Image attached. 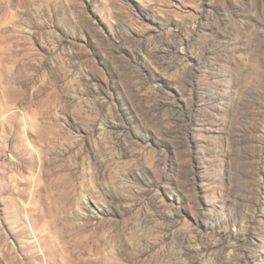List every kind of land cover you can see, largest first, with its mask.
<instances>
[{
  "label": "rangeland",
  "instance_id": "374dc122",
  "mask_svg": "<svg viewBox=\"0 0 264 264\" xmlns=\"http://www.w3.org/2000/svg\"><path fill=\"white\" fill-rule=\"evenodd\" d=\"M0 133V264H264V0H0Z\"/></svg>",
  "mask_w": 264,
  "mask_h": 264
},
{
  "label": "bare ground",
  "instance_id": "6f19581e",
  "mask_svg": "<svg viewBox=\"0 0 264 264\" xmlns=\"http://www.w3.org/2000/svg\"><path fill=\"white\" fill-rule=\"evenodd\" d=\"M11 117V116H10ZM10 117H8V118H10ZM7 118V117H6ZM13 118V117H12ZM11 120V119H10ZM5 121V120H4ZM8 121V120H7ZM12 121V120H11ZM9 122V121H8ZM5 123V122H4ZM7 123V122H6ZM14 123V122H13ZM10 124V123H9ZM3 125V124H2ZM10 126H13V124L11 125L10 124ZM10 126H8V127H10ZM3 130H5V129H3ZM1 134V133H0ZM5 135H7V134H4L3 135V137H2V141H4L5 142V138H4V136ZM8 137H9V135H7ZM6 136V137H7ZM10 138V137H9ZM8 138V139H9ZM11 139H13V140H15V134H11ZM19 139V138H18ZM12 140V141H13ZM17 140V139H16ZM9 141V140H8ZM7 142V141H6ZM1 143V142H0ZM4 144V143H3ZM12 147V146H11ZM17 148V147H16ZM16 148H15V151H16ZM2 149H4V146H2ZM12 149V148H11ZM14 149V148H13ZM19 151V150H18ZM3 152V151H2ZM3 154V153H2ZM1 154V155H2ZM17 155V154H16ZM35 157V156H34ZM2 158H5V157H2ZM14 158H16L15 156H14ZM36 158V157H35ZM35 158H31V160H28V161H23V160H21V161H19L17 158V160H18V162H16L17 163V165L18 166H20V167H23V168H27V167H29V168H35V166L38 164V165H40V167H41V171H40V173H41V176L45 179V181L46 182H48L52 177H51V175L50 174H48L47 173V171H45V169L48 167V166H50L52 163H54V161H51V160H48V159H42L41 158V155H40V158L41 159H39V160H34ZM44 158V157H43ZM3 160V159H2ZM14 163H15V161H14ZM13 163V164H14ZM16 163H15V165H16ZM37 163V164H36ZM4 165V164H3ZM2 165V166H3ZM37 165V166H38ZM5 166V165H4ZM4 168V167H3ZM7 168V167H6ZM8 169V168H7ZM10 169V168H9ZM14 169H15V167H14ZM13 171V170H12ZM39 173V172H38ZM11 175H13V174H10V176ZM39 175V174H38ZM14 176V175H13ZM13 176H11V178L13 177ZM24 177V176H23ZM41 177V178H42ZM28 178H29V176H28ZM30 178H33V177H30ZM37 178V177H36ZM13 179V178H12ZM11 179V180H12ZM14 179H16L15 178V176H14ZM33 179H35V178H33ZM3 180V179H2ZM25 180V179H24ZM40 180V179H39ZM1 181V180H0ZM26 181V180H25ZM28 181V180H27ZM32 181V180H31ZM1 183V182H0ZM19 183V182H18ZM17 183V181H16V184H18ZM36 183V182H35ZM6 184V183H5ZM15 184V183H14ZM8 185H9V183H8ZM42 185H44L45 186V184H42V183H40L39 182V184L38 185H36L35 187H33V188H31V187H27L26 185V191L22 194V196L23 197H28V198H30V203L28 204V206L25 208L26 209V212H28L29 214H30V216L31 215H33L34 213H36L37 211H39L41 214H42V216H45V217H48V216H52L53 218V220L55 219L56 220V222H58L57 221V219H58V217H60L59 216V214L63 211V209H65V205H61L60 203H56L55 201H53V200H51L50 199V197H49V193H47V195H46V192H45V194L43 193V190L44 189H46V191L48 190V187L50 188V186L48 185V183H46V188L45 187H43L42 188ZM55 185V184H54ZM24 185H23V187H25ZM0 187H2V186H0ZM18 187H20V186H18ZM22 186H21V189L23 188ZM4 188V187H3ZM3 188H2V190H3ZM8 188V187H7ZM31 188V189H30ZM1 189V188H0ZM20 189V188H19ZM28 189H30V190H28ZM1 190V191H2ZM10 190H11V188H10ZM24 190V189H23ZM8 192V191H7ZM6 192V193H7ZM1 193H3V192H1ZM5 193V194H6ZM13 193V192H12ZM52 193V192H51ZM57 193V192H56ZM59 193H60V191H59ZM59 193H57V194H59ZM62 193H64V191L62 192ZM66 193V192H65ZM4 194V195H5ZM61 194V193H60ZM68 194V193H67ZM14 195V194H13ZM53 195V194H52ZM3 196V195H2ZM65 196H66V194H65ZM14 197V196H13ZM15 197H16V195H15ZM14 197V198H15ZM20 197V196H19ZM68 197V196H67ZM17 198V197H16ZM56 198V197H55ZM63 198V194L62 195H60L57 199H62ZM27 199V198H26ZM56 199V200H57ZM18 201V200H17ZM29 201V200H28ZM14 202V201H13ZM58 202V201H57ZM68 203V202H67ZM16 204V203H15ZM13 206H15L14 205V203L12 204ZM68 206V205H67ZM11 207V206H10ZM17 207V206H16ZM18 208V207H17ZM16 208V209H17ZM13 209V208H12ZM16 209H14V210H16ZM17 211V210H16ZM5 212V211H4ZM39 212H38V214H39ZM11 213H13V212H11ZM15 213V212H14ZM16 213H18V212H16ZM19 214V213H18ZM37 214V213H36ZM14 215V214H13ZM17 216H19V215H17ZM15 217V216H14ZM34 217H36V216H34ZM36 219V218H35ZM39 219V218H38ZM60 219V218H59ZM31 220V219H30ZM33 221V220H32ZM48 221V220H47ZM49 223H50V221H48ZM56 222H54L52 225H53V227H56L57 226V224H56ZM48 223V224H49ZM51 223H52V220H51ZM36 225V224H35ZM51 225V226H52ZM85 225V224H84ZM51 226H49V228L51 227ZM66 226V225H65ZM88 226V225H87ZM46 227H47V224H46ZM43 228V229H47V228ZM58 227V226H57ZM84 227V226H83ZM42 229V230H43ZM52 229V228H51ZM82 230H84V229H82ZM85 230H86V228H85ZM51 231V230H50ZM66 232V231H65ZM47 233H49V232H47ZM56 234H57V232H55ZM70 233H72V232H70ZM76 233V232H75ZM74 233V234H75ZM45 234V233H44ZM55 235V234H54ZM5 236V235H4ZM82 236V235H81ZM91 236H92V234H91ZM95 236V235H94ZM93 236V237H94ZM51 237H52V235H51ZM55 237V236H54ZM65 237H70V235L69 234H67V235H65ZM48 238V237H47ZM71 239V238H70ZM74 240V239H73ZM84 240V239H83ZM86 241H88V244L92 241V237H88V239L86 240ZM83 243H84V241H83ZM74 245V244H73ZM73 245L72 244H69V246L68 247H73ZM83 245H85V244H83ZM86 246V248H83V249H81L80 251H79V261H80V264H111V263H104L103 261H102V258L100 257V256H97V257H95V258H92V257H90L92 254H94V252H96L97 253V250H96V246L93 244L92 245V243H91V245L89 244V247H87V245H85ZM84 246V247H85ZM76 247V246H75ZM79 247H80V245H79ZM97 247H99V246H97ZM81 248V247H80ZM25 249V247L24 246H21V249L20 250H24ZM74 250V249H73ZM5 251V250H4ZM7 251V250H6ZM83 251V252H82ZM13 253H14V251L12 252V255H13ZM82 253H87V254H90V256L89 257H84V256H81L82 255ZM101 253V252H100ZM8 256V255H7ZM93 256V255H92ZM103 256V255H102ZM11 257V256H10ZM30 257H31V255H28V254H25V256H24V259H25V264H29L30 263ZM106 258V257H105ZM107 259V258H106ZM109 260V259H108ZM14 264H16L17 262H18V259H17V257L15 256L14 257ZM12 263V262H11ZM10 263V264H11Z\"/></svg>",
  "mask_w": 264,
  "mask_h": 264
}]
</instances>
